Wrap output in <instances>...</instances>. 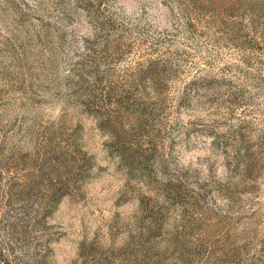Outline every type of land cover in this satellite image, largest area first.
Instances as JSON below:
<instances>
[{"label": "rangeland", "instance_id": "374dc122", "mask_svg": "<svg viewBox=\"0 0 264 264\" xmlns=\"http://www.w3.org/2000/svg\"><path fill=\"white\" fill-rule=\"evenodd\" d=\"M151 61L166 101L143 129L152 176L140 177L74 85L137 91L129 75ZM144 95L157 101L150 81ZM49 130L94 166L47 217L43 264H89L160 225L169 264H264V0H0V264L36 250L21 219L38 202L9 203V173Z\"/></svg>", "mask_w": 264, "mask_h": 264}, {"label": "trees", "instance_id": "16d2710c", "mask_svg": "<svg viewBox=\"0 0 264 264\" xmlns=\"http://www.w3.org/2000/svg\"><path fill=\"white\" fill-rule=\"evenodd\" d=\"M94 74L97 75L96 70ZM129 76L134 82H138L135 86L139 89L138 92L127 83L121 85L110 83L98 88L95 84L96 77L92 79L94 82H90V77L87 75H79L74 86L79 87L78 100L84 109L95 115L99 127L111 135L109 144L111 153L117 155L130 175L150 177L151 172L144 171L146 164L149 163L150 149L144 142L143 129L150 122L154 112L159 110L166 101L161 89L165 77L157 61H151L146 66L140 64L136 75L134 73ZM145 81H150L156 89L155 104L145 99ZM138 130L141 136H144L143 140L138 138L132 140L131 134ZM74 133H77V129H74ZM62 134L61 130L45 132L33 154L14 155L11 161L17 162L20 166L17 169L24 173L20 175L9 173V203L33 205L38 202L34 207L33 217L21 219L23 236L36 241V250L30 253V264L44 263L46 248H48H45L47 245L43 248V238L47 237L49 227L47 217L54 213L64 197L72 194L75 179L78 176L84 179L86 176L84 172H90L94 166V161L79 148L76 140L68 142L62 139ZM238 150V157L246 166H250L252 157L247 154V148L240 146ZM45 179L47 182H43ZM44 186L45 188L42 189ZM19 222L17 221L14 225H19ZM156 230L152 235L151 233L147 236L143 235L146 238L138 245L128 244L129 246L120 249L106 250L105 256L97 257V259L94 257L89 264H169L166 256L171 249V239L169 245L166 241V245L162 247L161 241L164 239L162 226L160 225ZM45 242L47 243V240ZM159 245L163 249L158 248ZM80 255H85L84 245L81 247Z\"/></svg>", "mask_w": 264, "mask_h": 264}]
</instances>
